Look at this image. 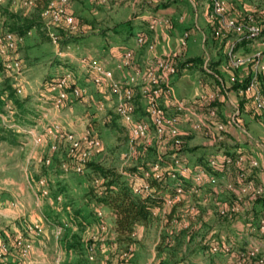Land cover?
<instances>
[{
    "label": "rangeland",
    "instance_id": "374dc122",
    "mask_svg": "<svg viewBox=\"0 0 264 264\" xmlns=\"http://www.w3.org/2000/svg\"><path fill=\"white\" fill-rule=\"evenodd\" d=\"M118 1L66 0L61 6L62 11L81 20L83 28L90 26V29L83 34L77 33V29L73 32L62 19L53 22V18L44 17L43 28L48 36L57 37L55 44L51 39L44 40L35 30L23 38L7 40L6 19L3 13L0 14V91H3L0 94V133L4 131L11 138L5 141L0 134V242L8 248L0 264H159L155 240L158 226L164 224L165 220L160 218L164 214L161 212L158 219L137 235L139 240L131 246V252L121 245L117 247L108 211L87 195L88 190L97 185L90 181L93 173L87 168L76 170L79 158L86 163L113 168L126 181L125 173L132 170L139 173L156 161L166 167L168 174L183 167L186 171L180 180L185 184L184 190L195 186L194 190L176 204L177 213L169 227L158 231L160 241L162 238L169 240L178 230L191 225L190 233L184 239L190 242L185 243L171 262L237 264L233 256L244 248L248 250V236L232 231L231 219L237 212L221 214L219 210L222 202L230 200L226 185L227 177L233 171L222 172L219 176L204 173L199 184L191 178L201 165L221 158L228 150L234 151L230 154L241 151L250 154L257 162L256 174L259 171L264 174V117L261 112H254L250 101H242L241 109L238 96H232L234 80L249 76L250 61L256 58L264 61V40L251 41L231 52L235 60H244L238 68L230 67L227 57L229 45L236 42L234 34L227 35L224 43V40H212L208 31L204 35L207 41L202 43L197 37L193 46L194 53L203 55L207 52L203 56L206 70L209 64L217 67L221 63L225 71H218L221 82L217 81L221 83L223 97L230 107L226 117L237 122V126L231 127L239 132L236 142L231 144L226 138L214 141L216 139L209 138V133L191 129L188 121L178 125L179 135L174 138L166 135L158 138L151 132L146 138L131 139L115 113L117 97L106 83L94 84L90 79L91 70L86 66L87 60H94L103 68L113 69V78L120 82L131 74L129 68L114 69L115 62L108 51L121 48L114 41L116 33L112 31L122 25L127 16L136 14L134 6L130 9L131 0ZM220 1L231 8L230 16L237 20L238 16L243 18L256 10V21L252 25L257 28L263 25L264 0ZM33 3L34 0H0V11L5 7L21 17L30 16L34 11ZM54 3L60 7L59 0ZM120 32L117 33L121 35ZM184 32L188 33L184 47L187 50L190 34ZM119 52H116L117 56ZM201 72L207 75L205 71H199L201 80L209 82ZM190 75L195 77L193 73ZM60 79L65 80L63 91L66 96L56 105L57 92L51 90L50 85ZM4 83L14 92L13 99L6 96ZM210 85L217 87L214 81ZM260 88L264 100V85L260 84ZM72 89H77L79 95L71 93ZM15 99L20 107L14 104ZM137 103L143 110L142 101ZM100 105L101 110L98 109ZM134 119L145 120L139 112ZM58 131L60 133L56 135ZM91 136L99 145L90 143ZM72 142L79 144L77 150H73ZM178 158L180 164L177 167L173 160ZM165 182L163 187L169 191L180 183L170 175L166 176ZM32 225L38 226V231L30 233L28 227ZM245 233L253 237L252 242L258 241L250 246L256 250L254 258L263 260L264 242L258 240L255 227ZM17 237L29 245L24 257L20 256L22 248L14 242ZM224 238L230 244L223 246L228 248L226 252L215 241H209H223ZM214 246L217 249L212 253ZM209 247L211 253L207 251Z\"/></svg>",
    "mask_w": 264,
    "mask_h": 264
},
{
    "label": "built area",
    "instance_id": "2783aa9c",
    "mask_svg": "<svg viewBox=\"0 0 264 264\" xmlns=\"http://www.w3.org/2000/svg\"><path fill=\"white\" fill-rule=\"evenodd\" d=\"M99 1V0H98ZM104 2V0H100ZM207 7L208 19L212 21L217 20L218 26L215 31V35L232 33L236 36V42L241 39L254 40L259 35V28L252 25L251 21L246 24H237L233 19L226 17L225 15V5L220 0H205ZM66 2V0H59L60 7L55 6L54 0L49 2V7L46 11L42 13V17L53 18V22L63 20V22L70 28L73 32L77 29V26L73 18L62 11L61 6ZM32 5V2H31ZM157 18H152L148 23V30L153 31L155 27L160 23ZM166 24V21L162 22ZM50 36V35H49ZM7 40H11L14 36L7 34ZM51 42L54 44L57 41V37L50 36ZM188 39V33L184 32L179 39V46L184 48L186 41ZM146 41L144 34H138L135 37V43L137 45H143ZM234 43L229 45L227 52V57L229 61V66L232 68H238L244 64V60H235L234 56L231 55ZM150 50L151 46L148 47ZM118 57L114 60V69L123 70L130 69V75L127 76L124 82H120L113 78V69L103 68L96 61H86V66L91 71L90 79L96 85H101L106 83L110 88L111 92L117 97V105L115 107V113L118 119L123 123L128 131V135L132 139L146 138L149 133L161 138L163 136H169L171 138L177 137L179 135L178 125L181 123L182 117L186 116L189 119L191 129L202 130L205 133H209V138L214 141L221 140L225 138V131L227 127L237 126V122L231 117H226V124L218 119L216 108H211L210 105L215 101L219 100L221 94L219 90L215 89L210 93H204L198 95L192 102L191 105L187 106L183 101L178 100L174 97L172 89L169 85V77L177 73V63L172 54H168L160 57H153L149 59L146 68L144 70L139 69L135 66L133 53L130 50L120 51ZM84 64L83 62H81ZM252 63V64H251ZM251 64V77L249 82L245 87V94L250 100L255 111L261 112L264 117V100L261 95L260 89L257 83V76L259 73L264 75V62H261L259 58L252 59ZM68 76L66 75L65 78ZM64 79L59 80L56 84H51V90H56V98L54 102L60 104L62 100L65 99V91H63ZM18 92V90H17ZM65 92V93H64ZM71 93L75 96L79 95L77 89H72ZM143 104L144 118L145 120L136 121L134 118L138 113V103ZM206 109V112H201L197 114L198 110ZM98 109H102L100 105ZM193 116V117H192ZM56 130V129H55ZM31 131H29V134ZM51 135V131H48ZM53 132V131H52ZM59 131L56 135H59ZM90 136V135H88ZM65 138V137H63ZM70 138V137H67ZM91 142L93 145H99L98 140H95L91 136ZM73 150H77L79 144L72 142ZM81 153V152H80ZM135 154V152H134ZM235 154L224 155L216 160H209L207 166L212 171H228L231 168L237 172V180H244L245 177L251 173V169L257 168V162L250 158L246 159L244 156ZM81 157L82 154H80ZM80 157V156H78ZM180 158L173 160V165L177 167L180 164ZM79 162L76 166V170L84 169L86 161L79 158ZM240 170L241 173H238ZM172 173L168 174L166 167L160 162H152L150 167L142 170L141 172H128L124 175L127 176V183L131 186L132 192L138 196H148L154 192V188L148 183L150 179L157 182H162V186L165 185L166 176L170 175L172 178H176L180 183L176 185V188H172L171 191L166 193L164 196V201L162 204L161 212L165 214V210L172 206L173 204L179 202L183 197H187L191 191L194 190L189 188L184 190L185 184H183V174L186 171L183 167L175 170H171ZM204 170L200 168L195 172L192 182L200 183L201 178L204 175ZM97 182V181H95ZM41 184V182H40ZM188 188V187H186ZM226 189L232 191V184L227 183ZM240 191L243 195H248L250 201H254L262 192V187H254L251 183L240 184ZM222 210V209H220ZM239 207H233L230 212H237ZM224 214V211H220ZM157 211L152 212V216H158ZM254 227L260 236L264 235V211H262L255 219ZM30 233L38 231V226L32 225L28 227ZM16 245L22 248L20 250V256L24 257L26 254V249L29 248L28 244L22 242L21 237L14 239ZM223 251H228L227 247H221ZM216 247L211 248L212 253L216 252ZM8 248L5 243L0 242V259L5 256ZM250 257L254 258V253L256 250L252 247L247 250ZM255 259V258H254ZM258 264H263L262 260H257ZM256 263V264H257Z\"/></svg>",
    "mask_w": 264,
    "mask_h": 264
},
{
    "label": "trees",
    "instance_id": "16d2710c",
    "mask_svg": "<svg viewBox=\"0 0 264 264\" xmlns=\"http://www.w3.org/2000/svg\"><path fill=\"white\" fill-rule=\"evenodd\" d=\"M48 0H34L33 3V13L30 16H24L21 17L20 15H17L15 13H12L8 10V8H3V10L0 11V14L3 13V17H5V26H6V32L11 34L12 36L16 38H23L26 35H28L32 30H35V32L38 33L39 36H41L44 40L50 41V37L46 33L45 29L43 28V17L42 13L46 11L49 7ZM231 8L229 6H225V15L228 18L233 19V21L237 24H246L247 22L251 21V23H254V17L255 12L253 14H248L247 16H244L243 18L238 16V20L234 17L230 16ZM69 15V14H68ZM76 26H77V33L85 32L87 29H90V26H86L87 28H83V23L78 18H74L72 15ZM264 18V17H263ZM256 21V20H255ZM127 22H123L122 25H118L117 27L124 28L127 26ZM211 24V38L212 40H224L225 43V37L227 35H233L232 33H226V34H219L215 35L216 28L218 26L217 20L213 19L210 21ZM259 35L254 40L249 39H241L240 41H236V37L234 40V46L232 51H237L241 47L246 46L247 43L251 41H255L257 39L264 40V19H263V25H259ZM81 29V30H80ZM83 29V30H82ZM130 32V30H128ZM127 31V32H128ZM144 34V33H142ZM73 35V34H72ZM60 36H63V33L60 32ZM146 38H148V32L144 34ZM60 38V37H59ZM227 44V43H226ZM264 62V61H263ZM177 65V71L179 69H189L192 66H198L203 67L204 60L202 56L198 57H192L187 58L183 60L182 62H176ZM210 77H213L215 80V83L217 84L216 89L219 90L221 96L224 95L223 87L221 86V83H219L217 80L219 79V73L218 71L212 67L211 64L208 65V72H205ZM251 77V66L249 70V76L246 77L243 80H234L233 83V89L235 91H232L235 95L239 98V107L242 109V101L249 102L250 100L246 96L244 90L249 82V79ZM237 80V81H236ZM257 83L258 87L260 88V84L264 85V75L259 73L257 76ZM3 90L7 92V97L10 99H13L14 92L10 89L9 86L4 83ZM262 90H260L261 92ZM3 91H0V94H2ZM218 101H215L210 105L211 108H216V113L218 116V119L221 120L224 124H226L227 120L223 116H221L218 112ZM14 104L18 105L20 107V103L15 99ZM207 108H204L201 110L203 113L206 112ZM137 111L139 113H142L144 115V111L141 110L140 106L138 105ZM258 112V111H254ZM230 127L226 128L225 131V138H230L228 135V129ZM5 137V136H4ZM238 155L244 156L246 159H250L253 157L250 154L245 153L244 151L238 152ZM235 154V153H233ZM225 155H228V153H225ZM224 156V155H222ZM204 172L211 176H219L222 172L224 173V170L221 171H212L207 164L205 166H200ZM90 169L92 174V177L90 178L91 182L97 181V185L93 186V188H90L88 190L87 195H91L90 198L95 202L96 205H100L104 207L110 217L112 218V229L113 232L116 235V244L121 245L123 249L127 252H131V246H133L136 243V240L134 239L133 234L135 233V229L137 226H150L155 219H158L161 215V208L164 201V196L166 193L169 192V190H165V187L162 186V182H157L155 180L150 179L148 181L149 185L154 188V192L151 195L148 196H138L135 195L132 192L131 186L127 183L126 180L123 179V176L114 170L113 168H105L97 163L93 162H87L84 165V169ZM147 169V167H145ZM256 169V168H255ZM255 169H251V173H249L244 180H237V172L234 169H230L232 172V175L228 176V182L232 184V191H228V196L230 197L229 201H224L220 204L219 210L224 211L226 214L230 210L228 208L231 207H238L242 206L243 203H247L252 205L251 210H254L256 206H259L261 208H264V188L262 185L257 181V174ZM136 170H132L131 172H135ZM238 173H241L240 170H237ZM243 183H251L254 187H262L263 192L255 198V200L252 202L248 198V195H243L240 191V184ZM167 191V192H166ZM178 203V202H177ZM177 203L173 204L167 210H165L164 216L160 217L163 220H165L163 225L165 227H169V222L172 218L175 217V213L177 211ZM157 211L159 213L158 216H152V212ZM264 211L261 210L260 213ZM259 213V214H260ZM258 214V215H259ZM257 215V216H258ZM91 216V215H90ZM158 217V218H157ZM257 218V217H256ZM191 225H188L186 229H180L178 230L174 235L171 236L169 240L167 239H161L157 247V255L160 258L159 264H174V262H171L175 259V254L178 253L182 247L186 246V242H190V240L187 239L188 233H190ZM187 234V235H186ZM191 237V236H190ZM217 244V243H216ZM166 245V246H164ZM209 246V245H208ZM210 248H207L208 252H210ZM206 249V248H204ZM205 251V250H204ZM233 256V255H232ZM233 258H235L236 261H238L237 264H256L257 260L250 257L247 250H242L239 253L236 252L234 254ZM260 258V256H259ZM168 260V262H166ZM263 264H264V258H263ZM171 262V263H170Z\"/></svg>",
    "mask_w": 264,
    "mask_h": 264
},
{
    "label": "crops",
    "instance_id": "0c3cea01",
    "mask_svg": "<svg viewBox=\"0 0 264 264\" xmlns=\"http://www.w3.org/2000/svg\"><path fill=\"white\" fill-rule=\"evenodd\" d=\"M121 1L123 0H119L118 3H120ZM133 6L135 7L133 11L136 14L132 17L130 14L125 20H123V22L128 23L127 26L124 28L116 27L112 31L116 33V37H113L114 41L117 43V45H121V48L119 50L111 48L108 49L113 60L118 57L117 53L119 51L130 50L133 53L135 65L137 64V66L146 68L148 60L152 57L172 54L176 62H182L183 60L192 57L202 56L203 58V56L207 54V52H205L203 55H199L198 53H194L193 50V46L196 45L195 43L197 41V37H200L201 42L204 43V41L207 39L204 35H206L208 31H211V24L210 20L208 19L205 0H131L130 9H133ZM152 18H157L159 20L158 22L160 23L155 27L153 31H149L147 26ZM164 21H166V24L162 23ZM123 29L125 31L120 32ZM128 30H130V32ZM184 31H187L190 34L189 40L191 43L187 50L179 46V38ZM117 32H120L122 34L119 35ZM147 32L148 38H146L145 43L143 45H137L135 43L136 35L141 33L145 34ZM127 37L129 38L127 39ZM149 46H151L152 50L148 48ZM205 61L206 60H204L202 68L198 66H192L189 69H179L175 75L169 77L168 81L174 97L178 100L183 101L187 106L191 105L193 100L201 92L210 93L211 91L216 89L210 85V82H215L213 77H210L208 74L205 75L202 72L201 73L205 75L204 77H206L210 81L207 82L206 80H201V78L199 77V71L203 70L205 72H208V70L205 69ZM220 65L214 68L219 72H225L223 71V67ZM192 73L195 75L194 78L192 77V75H190ZM218 81L221 82V79L219 78ZM232 96L235 97L234 93L232 94ZM217 108L219 114L226 118V113H228L230 107L228 106V102L224 97L221 96L219 98ZM196 111L197 114L202 112L198 109ZM182 118L183 119L181 120V122H189L188 117L184 116ZM227 132L230 138H226V141H229L231 144H233L238 140L240 135L238 134L239 132L237 131V129L230 127ZM0 134L5 136V139L3 140H11L10 136L7 135L4 131ZM202 145H205V143H202ZM232 151L233 150L229 152L228 150L225 151V153H232ZM257 181L264 187V174H262L261 171H259V173L257 174ZM251 206L252 205L250 204L243 203L242 206L239 207L237 214H235L231 219V222L233 224L232 231H234L235 233L237 232V235H239L240 233L241 235L248 236L246 238V240H248V249L250 247L252 248V246H254L253 243H256L257 240L252 242L251 240L253 239V237H249V235L245 232L250 231L251 228L255 226L254 223L257 215L261 210L264 209L256 206L254 210H251ZM207 214L211 213L207 212ZM146 228H148V226H137L135 229V233L133 234L134 239L139 240L137 238V235H141L142 231ZM163 228L166 230L167 227H165L163 224L162 226H158L156 233L157 239L155 240L156 246L160 242L158 231ZM257 237L259 238L258 240L264 242V235L260 236L257 234ZM209 241H215L217 243L215 244L220 248L223 246H230L229 242L225 241V238L223 241L215 239H210ZM250 244L252 246H250ZM116 246L119 247L120 245L116 244ZM244 249L246 250V248ZM237 253H239V251H237Z\"/></svg>",
    "mask_w": 264,
    "mask_h": 264
}]
</instances>
